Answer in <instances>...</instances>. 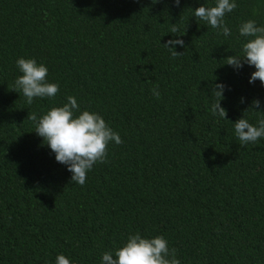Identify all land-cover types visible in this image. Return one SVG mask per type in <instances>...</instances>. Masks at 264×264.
Here are the masks:
<instances>
[{
    "label": "trees",
    "instance_id": "obj_1",
    "mask_svg": "<svg viewBox=\"0 0 264 264\" xmlns=\"http://www.w3.org/2000/svg\"><path fill=\"white\" fill-rule=\"evenodd\" d=\"M215 2L0 0V264H102L137 232L163 236L180 264H264V138L242 145L234 129L264 118V85L225 61L242 55V23L264 26V0H235L229 37L194 17ZM20 58L48 68L54 99L14 91ZM214 83L226 119L212 114ZM69 96L123 141L83 186L27 119Z\"/></svg>",
    "mask_w": 264,
    "mask_h": 264
},
{
    "label": "clouds",
    "instance_id": "obj_2",
    "mask_svg": "<svg viewBox=\"0 0 264 264\" xmlns=\"http://www.w3.org/2000/svg\"><path fill=\"white\" fill-rule=\"evenodd\" d=\"M174 3L179 7L181 0H174ZM236 8L235 0H216L215 6H200L195 9L194 17L197 21L206 22L218 34L229 37L231 30L225 23V16ZM177 31L175 26L171 28L172 33ZM239 34L249 39L243 44L242 55L229 56L225 60L226 65L236 70L242 69L245 64L254 67L256 70L252 73L249 83L254 84L259 80L264 85V26H257L255 21L249 20L241 24ZM176 45L184 47V41L174 39L164 44L173 57L181 55L175 50ZM16 66L22 75L15 80L14 91L22 93L27 104L31 105L37 98L54 99L58 95L59 85L48 82L46 66L38 64L35 59L25 58L18 59ZM157 89L158 86L152 91L158 98L160 93ZM225 90L224 84L214 83L212 92L217 102L212 105L211 111L213 115L222 119L227 117L226 110L221 107ZM67 101L61 107L51 108L40 118L36 113H29L27 119L34 122L35 133L55 154L56 161L67 166V170L72 174L71 183L83 186L88 172L94 165L108 162L110 142L120 145L123 141L102 116L89 111L80 112L77 99L73 96L67 97ZM260 107L261 103L257 99L252 102L250 109L256 110ZM76 113L80 114L76 115ZM234 129L242 145L256 143L264 138V118L258 121V126H254L244 116L234 123ZM176 255V249H170L168 241L163 236L144 238L137 232L129 235L126 243L117 249L114 255L105 252L102 256V264H180ZM56 264H71V261L64 255H58Z\"/></svg>",
    "mask_w": 264,
    "mask_h": 264
}]
</instances>
